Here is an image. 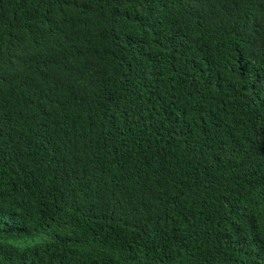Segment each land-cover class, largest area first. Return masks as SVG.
I'll list each match as a JSON object with an SVG mask.
<instances>
[{"label": "trees", "instance_id": "obj_1", "mask_svg": "<svg viewBox=\"0 0 264 264\" xmlns=\"http://www.w3.org/2000/svg\"><path fill=\"white\" fill-rule=\"evenodd\" d=\"M0 264H264V0H0Z\"/></svg>", "mask_w": 264, "mask_h": 264}]
</instances>
